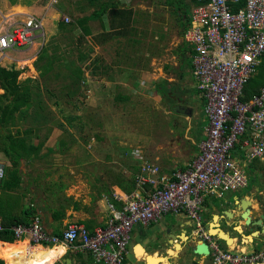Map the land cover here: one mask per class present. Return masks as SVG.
Here are the masks:
<instances>
[{"label": "rangeland", "instance_id": "rangeland-1", "mask_svg": "<svg viewBox=\"0 0 264 264\" xmlns=\"http://www.w3.org/2000/svg\"><path fill=\"white\" fill-rule=\"evenodd\" d=\"M48 1L39 0L36 4L44 5ZM176 1L141 0L131 4L135 17L134 26L126 30L129 33L122 45L131 59L136 58V64L146 66L147 76L146 79H140V71L138 78H125L126 86L141 83L144 88L132 94L130 99L118 100L115 97L118 89L114 88V83H109V78H104L102 73L101 76L94 74L96 69L98 73L106 69L103 52L90 61L94 50L93 36L85 35L77 24L82 16L89 15L97 8H107V2L113 5L115 1L72 0L68 9L50 16L54 32L46 29L42 38H37L40 41L38 53L42 55L34 63L37 72L31 68L34 76L27 72V77L19 78L21 81L29 80L33 100L23 109V113H17L11 125L13 131L28 130L29 142L43 144L38 156L29 162L24 159L20 165L23 181L28 183V188L24 190L22 187L9 192L16 196L25 193L22 196L23 209L33 204L38 213L40 202L37 184L42 172L43 202H48L51 206L62 203L63 206L72 207L74 202L79 204L86 197L96 198L97 196L88 192L90 188L98 191L104 187L110 197L112 180L110 178V182L106 183L109 178L103 177L105 173L108 175L111 170L121 167L120 164L109 162L111 159L130 168H137V165L140 167V160L136 157L138 150L142 153L150 151L153 144H165L172 137L168 133L175 128L176 118L182 117L172 111L173 102L168 95L157 94L155 84L158 78H173L172 81L180 83L174 94L185 91L188 92V97L190 94H198L193 85L196 83L191 70L193 57L187 49L188 44L183 40L182 26L186 19L177 15ZM23 2L35 4V0ZM178 2L185 9L183 13L189 17V5L180 0ZM65 15L70 17L69 22L64 21ZM62 22L65 23L63 29L59 28V23ZM91 28L100 31L103 25L97 19L92 22ZM27 69L28 67L25 68L26 71ZM196 100L200 110L199 123L204 124V104L199 99ZM116 138L123 143L115 147L113 141ZM2 147L0 140V160L6 165L7 177L11 163L8 157L6 159ZM261 164L262 171H257L258 167L255 171L249 170V174L257 175V182H262L264 187V161ZM218 212L220 208L215 211L217 214ZM211 214V211L203 214L206 226ZM223 218L226 219L225 215ZM159 222L172 224L176 231L179 227L177 217L172 214L164 215ZM223 228L229 229L225 224ZM147 229L148 227L135 225L131 233L132 243L137 241V232H146ZM153 244L154 250H164L157 240ZM192 255L193 252L187 258H182L181 262L191 261ZM72 256L77 255H66L70 258ZM58 257L60 256H56ZM170 261L176 264L174 260ZM58 262L64 264L63 259Z\"/></svg>", "mask_w": 264, "mask_h": 264}, {"label": "built area", "instance_id": "built-area-1", "mask_svg": "<svg viewBox=\"0 0 264 264\" xmlns=\"http://www.w3.org/2000/svg\"><path fill=\"white\" fill-rule=\"evenodd\" d=\"M183 40L192 47V74L204 104L207 124L198 153L185 168L165 172L140 150L134 188L115 190L109 198L104 225L89 229L70 222L60 233L45 228L39 213L29 223L7 228L26 251L63 245L67 251L88 252L96 264H127L136 224L157 223L166 214L189 218L199 240L207 242L209 264H264V248L246 251L224 246L205 228L207 200L248 188V170L264 161V86L244 99V88L264 57V0H197ZM232 2V3H231ZM64 21L70 17L65 15ZM43 18L29 16L0 31V51L25 47L43 29ZM6 165L0 160V182ZM119 204V205H118ZM0 236V244L4 243ZM14 241V242H15Z\"/></svg>", "mask_w": 264, "mask_h": 264}, {"label": "crops", "instance_id": "crops-1", "mask_svg": "<svg viewBox=\"0 0 264 264\" xmlns=\"http://www.w3.org/2000/svg\"><path fill=\"white\" fill-rule=\"evenodd\" d=\"M36 1L35 4L28 5L27 3H24L23 0H0V31L6 29L10 25L17 24L25 19H27L29 16H37L38 18H43V29L39 32L37 37L31 42L29 45L25 47H16L14 49L8 48L4 51H0V65L5 66L7 68L15 67L19 70H21L19 78L24 77L27 75V72L30 76H34V74L31 71V68L34 69L35 72V61L38 58L39 55V44L40 41H37V38H42L43 33L46 32V29H50L49 31L54 32V23H50L52 15H55L56 13L60 12V10H66L70 7L72 4V0H49L47 4H41L40 8H37ZM118 5H112L107 2L106 7L107 8H97L94 9L93 12L96 10H102L103 14L101 16H93L90 17L91 19L88 22L89 27L91 28L92 22H95L97 19H99L103 25V28L100 31H97L96 29H92V33L90 34L93 36V47L94 50L91 53L93 55V58L90 59L93 60L96 57H99L101 55L100 53L103 52L102 57L105 60V71L98 73V69L94 71V74H100L104 76V78H109V83H114V88L118 89V93H116L115 97L120 99H130V96L134 93H138L140 88H143L141 83L140 85L136 84H130L127 85V81L125 78H138L137 75L138 72L142 71V78L144 79L147 76V70L145 69L146 66H140L136 64V58H132L131 56L127 54L126 49L122 45V41H125V36L127 33L126 30H129V28H132L134 25V12L131 7H133L131 4L134 2H138L141 0H113ZM129 1V2H128ZM183 4L189 5L190 7V16L187 17L183 11L185 9H182L178 0L175 3V11L177 15L180 17H184L186 20V27L190 23L191 19V13L195 6L198 4L197 0H180ZM44 8V10H43ZM119 10H131L132 15L131 19L120 17V14H117ZM92 13H90L87 16H91ZM68 16V15H67ZM83 17V16H82ZM184 23V24H185ZM185 42V41H184ZM186 43V42H185ZM121 44V45H120ZM187 44V43H186ZM187 49L190 50V54L193 50L190 45ZM187 50V51H189ZM192 57V55H191ZM28 67L27 71L25 68ZM94 67V66H93ZM135 71V72H132ZM27 77V76H25ZM139 79V80H140ZM146 79V78H145ZM164 79L169 80V82L172 83L173 89L180 87L178 82H174L170 80L169 78H158L157 82H160ZM138 80V81H139ZM175 81L176 80L175 78ZM156 85V84H155ZM181 85V84H180ZM194 87L195 83L193 84ZM129 87V90L128 88ZM157 88V85H156ZM144 89V88H143ZM197 89V88H196ZM181 91V90H180ZM4 90L0 87V94L3 93ZM176 92V91H175ZM198 94H190L188 97V92H182V94H175L173 95V99L175 102L173 105L182 103L187 106H190L193 109L192 116H188L185 114H178L182 118H176V123L174 125V129H171L168 134H172V137L166 141L164 144H156L150 151L145 152L144 155L148 159L152 160L153 162L158 163L165 172H172L175 169L179 168H185L186 164H188L192 159L195 157V155L198 153L199 150V144L201 141L205 138V126L207 124V120L205 118V123L200 124L199 123V116H200V110L198 105L199 99L203 103V99L197 90ZM157 94L161 96V92L157 89ZM196 95V97L194 96ZM190 100V101H187ZM196 100V101H195ZM206 117V116H205ZM181 127V128H180ZM177 131H174V130ZM169 136V135H168ZM119 139L116 138L113 141V145L119 146L118 142ZM7 159V156H5ZM33 158L25 159L31 161ZM112 160V159H111ZM114 164H120L121 167L116 169L115 171L111 170L110 174H106L103 178H109V181L107 180L106 183L110 182V178L112 180L111 186H110V197L112 196L113 192L115 190H124V191H131L134 188V176L139 170V166L137 165V168H130L127 165H122L121 162H118V160H112ZM24 162V159L22 163ZM40 181L37 185L39 192H38V199H39V209L38 213L40 214L42 218V222L45 226V228L48 230V232L51 233H60L65 228V226L70 222H79L82 224H85L89 229H94L97 226L104 225L106 223V220L109 216V209H108V203L109 198L108 192L104 187L99 189L98 191H95L93 189H89V193L91 195L97 196L94 197H86L85 200L82 202H79L77 204L74 202L72 204V207L69 206H63L62 203L60 205H49L48 202H43V172L41 173L39 177ZM23 189L28 188V183H25L23 181ZM105 186V185H104ZM35 185L33 186V190H35ZM249 189H244L247 191ZM234 193V192H233ZM21 196H25V193H23ZM230 196V195H229ZM23 198V197H22ZM229 197L228 194L224 198H211L210 200H207L204 206V212L211 211L212 213H215L216 211V205L217 203H224L223 206L226 207L228 205ZM62 205V206H61ZM76 205V206H75ZM119 205V204H118ZM232 205H230V208L227 210H230ZM23 208L21 207L20 210ZM254 209L258 211V206L254 204ZM56 211V212H55ZM231 211V210H230ZM231 213H233L231 211ZM258 213H261V211H258ZM217 214V213H215ZM214 214V215H215ZM173 215V214H172ZM178 219L177 231L174 230L172 224L168 222H157L152 223L150 225L144 226L148 227L146 232H137V236H135V239L137 241H134L132 243L133 235H131V244L129 247V253L126 258L127 264H166L169 262V264H174L170 260H174L176 264H209L208 259H204L203 256L197 254L194 252L196 246L200 244V240L198 237V234L194 232V227L192 225V222L189 218H187L184 215H174ZM211 217V216H210ZM228 218V217H227ZM234 214L233 218H228L226 220L228 227L231 226V224L236 221H234ZM211 222V221H210ZM208 226H206V223H204L205 228L208 230ZM221 227L223 228V222L221 223ZM137 226H143L141 224H136ZM171 230L169 231V229ZM225 229V228H223ZM134 230V227H133ZM132 230V232H133ZM227 232L231 233L230 229H225ZM170 233L175 234L177 237L180 238V240H176L173 238L174 242L176 243H182V250L179 252L180 246L174 244L172 246V238H170ZM258 234V231L255 233ZM232 236V235H231ZM234 239V238H233ZM263 239V241H262ZM158 242L159 246L164 248V252H162L160 249H153L154 247V241ZM235 240V239H234ZM251 240V239H250ZM222 241V240H221ZM253 246L249 245L250 248L249 251L253 249H258L262 242H264V238H261L258 240ZM7 243H19L17 241L15 242H9L5 241L3 244ZM223 243L227 247H232L235 249H238L237 245L235 244V241L232 245H227L225 241ZM138 244H140L143 247V254L141 257L137 254V247ZM243 245V244H242ZM63 246V245H62ZM39 247V246H38ZM52 246H43V248H50ZM64 247V246H63ZM253 247V248H252ZM65 248V247H64ZM131 248V250H130ZM169 249H175L176 255H173L169 252ZM248 248H245V250ZM48 249H45V252H47ZM193 252V255L191 257V261H184L181 262L182 258H187L191 253ZM73 253L77 255L76 257H66L67 254ZM0 258L5 260L6 264H9L8 259L1 254L0 251ZM66 258H70L71 261L68 262ZM63 259V261L66 262V264H96L92 258V256L86 252H72L67 251L65 248V252L61 255V257L56 260V264H59V260Z\"/></svg>", "mask_w": 264, "mask_h": 264}, {"label": "trees", "instance_id": "trees-1", "mask_svg": "<svg viewBox=\"0 0 264 264\" xmlns=\"http://www.w3.org/2000/svg\"><path fill=\"white\" fill-rule=\"evenodd\" d=\"M244 2L245 0H240L239 3H234L235 8L243 6ZM102 14V10H96L91 16H83L78 19L77 24L85 35H90L92 33L88 25L91 19L90 17L101 16ZM117 14H120L122 18L131 19L132 11L119 10ZM59 28H65V23H59ZM41 57V54L38 55L37 60ZM79 72L81 73V70H79ZM20 73L21 70L15 67L7 68L0 65V87L4 90V92L0 94V140L3 145L1 150L9 158L11 163L8 168V176H5L0 182V223L7 228L17 222L29 223L37 212L33 204L30 207L20 210L23 206L22 196H16L9 192L22 188L23 176L20 165L23 159H30L38 156L43 145L42 143L35 144L29 142L27 134L30 132L28 130L24 132L21 129H17L16 131L11 129V125L15 121L17 113H23V109L33 100V89L31 84L29 80L21 81L19 79ZM156 85L157 89L162 94L168 95L172 102H175L173 99V95H175L174 87L169 80L164 79L157 82ZM262 86H264V57L258 72L253 75L245 85L244 99H248L259 92ZM170 93H172V96ZM16 207L19 208V210ZM0 236L3 240L9 242L15 241L14 235L8 229L0 232ZM63 253V249H60V246H52L36 264H55L56 260L59 258H56V256H61ZM0 264H6L5 260L0 258Z\"/></svg>", "mask_w": 264, "mask_h": 264}, {"label": "flooded vegetation", "instance_id": "flooded-vegetation-1", "mask_svg": "<svg viewBox=\"0 0 264 264\" xmlns=\"http://www.w3.org/2000/svg\"><path fill=\"white\" fill-rule=\"evenodd\" d=\"M182 28L184 29V31H183V35H184L186 29L188 28V26L186 27V23L183 24ZM190 55H192V52ZM261 166H262L261 162H257L249 170L255 171L256 168L259 167L257 171H259V170L262 171V169H260ZM249 170H248V173H249ZM257 180H258L257 175L251 176L249 174V186H248L249 189L247 191L241 190L238 192L228 194V197H229L228 202L229 203L226 207L223 206L224 203H222V202L217 203V205L215 206L216 209L220 208V212H218V215H219L218 221L220 223L223 222V225L224 224L227 225L226 220L228 218H227V214L225 213V210L229 209L230 205H232L231 211L234 214V217H235L234 221H236V222L235 223L233 222L231 224V226L229 227V229L231 231L230 235H232V237L235 239L234 241H235V244L237 245V247H239L241 249L248 248V249H246V251L250 250V248L248 247L249 245L253 246L256 243H259V242H257L258 240H260L261 238H264V234L262 233V231H263L262 227H253L251 229L250 224L246 223V219L242 218L243 200L250 201V204L248 205V207L251 210L249 212V216L250 215L252 216V221L257 220L259 218V216L264 213V187H263V183L257 182ZM254 204H256L258 206V211H261V213H258V211L254 209ZM214 214L215 213L211 214L210 221L214 220ZM223 215H225L226 219L223 218ZM257 231H258V234H255ZM232 233H234V235ZM263 248H264V242H262V244L260 245V247L258 249H253V250H261ZM60 249H63V252H65V248L63 246H60ZM45 254H46V252H44V255ZM172 254L176 255V252L172 253ZM44 255H42V257ZM64 264H66L65 261H64ZM166 264H169V262H167Z\"/></svg>", "mask_w": 264, "mask_h": 264}, {"label": "water", "instance_id": "water-1", "mask_svg": "<svg viewBox=\"0 0 264 264\" xmlns=\"http://www.w3.org/2000/svg\"><path fill=\"white\" fill-rule=\"evenodd\" d=\"M172 111L176 112V113H180V114H185V115H188V116H192V114H193V109L190 106H187V105L182 104V103H178V104L173 105L172 106ZM249 204H250V201L243 200V203H242V209H243L242 218L246 219V223L250 224L251 229L253 227H262L263 228L262 233L264 234V213L261 214L257 220L252 221V216L251 215L249 216V212L251 211L250 208L248 207ZM229 212L231 213L230 210H225V213L227 214V217L228 218H233V213L229 214ZM218 220H219V215L215 214L214 215V220L209 223L208 233L210 235H212V236L218 237L222 241H225V243L227 245L233 244V242H234L233 237L230 235L229 232H227L225 229H223L221 227V223ZM170 230H171V228L169 229V231ZM170 238H172V243H170V244H172V246H174V244H176V246L179 245L180 246L179 252H180L182 250V248H183L182 243H180V242L176 243L173 240V238H174V239H176L178 241V240H180V238L177 237L173 233H170ZM262 241H263V239H262ZM139 245L140 244H138V246ZM171 250H173V249H169V251H171ZM194 252L199 254V255L209 254V246H208L207 242H205V241L200 242V244H198L196 246ZM66 260L68 262L71 261L70 258H66Z\"/></svg>", "mask_w": 264, "mask_h": 264}, {"label": "bare ground", "instance_id": "bare-ground-1", "mask_svg": "<svg viewBox=\"0 0 264 264\" xmlns=\"http://www.w3.org/2000/svg\"><path fill=\"white\" fill-rule=\"evenodd\" d=\"M229 214L231 213L229 212ZM0 251L8 259L9 264H36L42 258L41 256L44 254L45 248L36 246L26 251L23 243H2L0 244ZM169 252L172 254L175 253V250L173 249ZM137 254L139 257L144 255L141 245L137 247Z\"/></svg>", "mask_w": 264, "mask_h": 264}]
</instances>
